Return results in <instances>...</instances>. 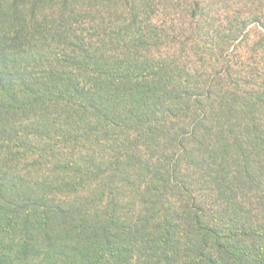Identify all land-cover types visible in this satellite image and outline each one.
<instances>
[{
	"label": "trees",
	"instance_id": "1",
	"mask_svg": "<svg viewBox=\"0 0 264 264\" xmlns=\"http://www.w3.org/2000/svg\"><path fill=\"white\" fill-rule=\"evenodd\" d=\"M249 1L0 0V264H264Z\"/></svg>",
	"mask_w": 264,
	"mask_h": 264
},
{
	"label": "rangeland",
	"instance_id": "2",
	"mask_svg": "<svg viewBox=\"0 0 264 264\" xmlns=\"http://www.w3.org/2000/svg\"><path fill=\"white\" fill-rule=\"evenodd\" d=\"M252 0H250L249 2H248V4L251 2ZM255 1V4L256 5H258V9H254V10H251L250 12H252L253 14H255V17H257L258 19H260V21L262 20L263 22H264V0H254ZM247 4V5H248ZM246 5V7H245V11L247 10V6ZM256 12V13H255ZM248 14L247 13H245V18L247 17L248 18ZM249 39H250V41L251 40H254V41H256V38L255 37H253V36H249L248 37ZM242 48H243V45H242ZM264 49V48H263Z\"/></svg>",
	"mask_w": 264,
	"mask_h": 264
}]
</instances>
